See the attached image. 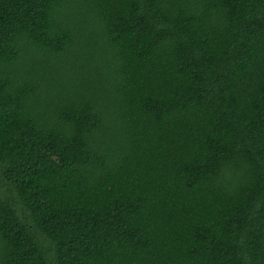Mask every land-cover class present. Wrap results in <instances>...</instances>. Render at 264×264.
<instances>
[{
	"label": "trees",
	"instance_id": "16d2710c",
	"mask_svg": "<svg viewBox=\"0 0 264 264\" xmlns=\"http://www.w3.org/2000/svg\"><path fill=\"white\" fill-rule=\"evenodd\" d=\"M0 264H264V0H0Z\"/></svg>",
	"mask_w": 264,
	"mask_h": 264
}]
</instances>
